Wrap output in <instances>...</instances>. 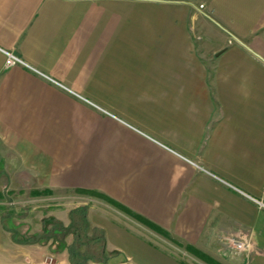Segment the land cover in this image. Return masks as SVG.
<instances>
[{
  "label": "crops",
  "instance_id": "1",
  "mask_svg": "<svg viewBox=\"0 0 264 264\" xmlns=\"http://www.w3.org/2000/svg\"><path fill=\"white\" fill-rule=\"evenodd\" d=\"M196 2L0 0V264H264V0Z\"/></svg>",
  "mask_w": 264,
  "mask_h": 264
},
{
  "label": "rangeland",
  "instance_id": "2",
  "mask_svg": "<svg viewBox=\"0 0 264 264\" xmlns=\"http://www.w3.org/2000/svg\"><path fill=\"white\" fill-rule=\"evenodd\" d=\"M206 3L205 0H197L196 2L200 10H205ZM9 181L10 180L7 178L0 179V193L3 194L5 198L0 201V215H2L6 221L11 220V222H7V225L14 231L17 229L24 232L25 227L28 226V234H34V232L40 228L41 219H44L49 212L48 208L50 207L47 206L60 204V198L52 196L46 191L35 192L24 189L21 192H16L9 188ZM6 185L9 189H4ZM83 196L84 195L81 194L70 195L68 203L76 205L78 199ZM90 197L99 200L102 199L101 196L95 197L90 195Z\"/></svg>",
  "mask_w": 264,
  "mask_h": 264
},
{
  "label": "trees",
  "instance_id": "3",
  "mask_svg": "<svg viewBox=\"0 0 264 264\" xmlns=\"http://www.w3.org/2000/svg\"><path fill=\"white\" fill-rule=\"evenodd\" d=\"M48 194H49V193H48ZM88 194L91 195V196H95V197L98 196V197H99V195L96 194V193H88ZM4 199H5V198H4L3 194L0 193V201H2V200H4ZM79 214H81V217H82V220H83V225H84V227L87 228V227H88V224H87V221H86V218H85V215H84L82 209L79 210ZM56 230H57V229H56ZM81 231H82V229L79 227V225L77 224V222H76V220H75L74 218L72 219V222H71L70 228H68V229H64V228H62V229H61V232H62L65 236L70 235V234L73 235L74 241H73V247H72V250H73V249H77V247L82 243V237H81L82 234H81ZM62 243H63V242H62ZM72 252H73V251H72ZM72 255H73V253H72ZM71 263H72V264H78V263H75L73 259L71 260Z\"/></svg>",
  "mask_w": 264,
  "mask_h": 264
},
{
  "label": "built area",
  "instance_id": "4",
  "mask_svg": "<svg viewBox=\"0 0 264 264\" xmlns=\"http://www.w3.org/2000/svg\"><path fill=\"white\" fill-rule=\"evenodd\" d=\"M4 54L6 56V61H5L6 67L10 68L13 66H21L24 68H28V65L26 63H24L21 59L16 58L15 56H13L12 54H10L8 52H4ZM227 243L236 252H243V251L247 250V248H248L247 243L236 241L233 238L227 239Z\"/></svg>",
  "mask_w": 264,
  "mask_h": 264
}]
</instances>
